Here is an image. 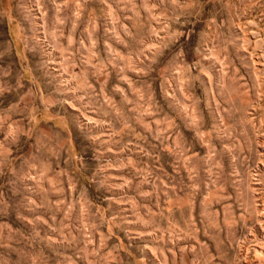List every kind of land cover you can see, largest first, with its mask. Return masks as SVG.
Listing matches in <instances>:
<instances>
[{
    "label": "rangeland",
    "instance_id": "374dc122",
    "mask_svg": "<svg viewBox=\"0 0 264 264\" xmlns=\"http://www.w3.org/2000/svg\"><path fill=\"white\" fill-rule=\"evenodd\" d=\"M0 264H264V0H0Z\"/></svg>",
    "mask_w": 264,
    "mask_h": 264
}]
</instances>
